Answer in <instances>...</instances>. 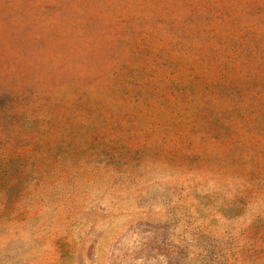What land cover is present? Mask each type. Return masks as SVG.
<instances>
[{"label":"rangeland","instance_id":"1","mask_svg":"<svg viewBox=\"0 0 264 264\" xmlns=\"http://www.w3.org/2000/svg\"><path fill=\"white\" fill-rule=\"evenodd\" d=\"M0 264H264V0H0Z\"/></svg>","mask_w":264,"mask_h":264}]
</instances>
